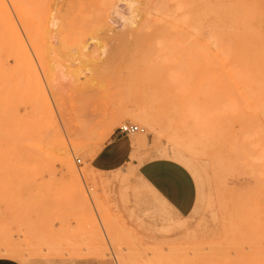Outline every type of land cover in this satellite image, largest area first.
I'll use <instances>...</instances> for the list:
<instances>
[{
    "label": "rangeland",
    "instance_id": "374dc122",
    "mask_svg": "<svg viewBox=\"0 0 264 264\" xmlns=\"http://www.w3.org/2000/svg\"><path fill=\"white\" fill-rule=\"evenodd\" d=\"M136 1L129 27L125 0H39L47 16L63 3L44 64L26 38L16 45L0 25V256L264 264V0H195V60L174 34L132 44L134 33L164 24L155 6L170 4ZM137 108L156 129L131 116ZM125 122L145 128L130 136L147 156L189 158L197 185L189 216L174 215L134 168L89 170L93 150Z\"/></svg>",
    "mask_w": 264,
    "mask_h": 264
},
{
    "label": "bare ground",
    "instance_id": "6f19581e",
    "mask_svg": "<svg viewBox=\"0 0 264 264\" xmlns=\"http://www.w3.org/2000/svg\"><path fill=\"white\" fill-rule=\"evenodd\" d=\"M8 1L10 2L11 6L10 4H8ZM125 1L129 10L128 15L125 17V20L129 27H133L136 24L137 22L136 18L138 17V11H139L138 1L136 0H125ZM57 4L60 5L61 1L57 2ZM57 4H55L53 10L50 11V15L47 16L45 15V12L43 13L42 11H40L39 0H0V25L2 31L1 33L5 35L9 41H11L16 45L24 44L25 43L24 38H26V40L30 42V44L33 46L37 62H39L40 64L41 63L44 64L43 60L46 58L44 55L46 53V49L50 51V49L52 48L47 45L48 40L50 39L49 37L46 36L47 30H51L52 32H54L55 28H58V31L61 32V26H60L61 16L59 14L62 12L63 8L62 6L61 7L57 6ZM69 6L70 5L68 4L65 6L66 10L69 8ZM159 6L161 5H157L155 6V8L165 12L164 24L163 25L162 23L161 25L155 24L154 26H152L151 28L152 30L149 33L147 32L143 33L141 30L140 32L134 33L135 42L132 44L139 45V43L150 42L148 38H150L151 41H154L155 39H157L158 41L162 38H168L174 34L176 37L173 38V43H175L176 47H178L180 51L187 50L188 51L187 58H189V60H195V38L193 40L191 39L195 31V0H170L169 5H166L162 8ZM145 12L150 14L149 11L145 10ZM86 42H88V40ZM86 42L81 45L79 51L88 48ZM26 44L29 45L28 43ZM126 47L127 46L125 44L118 45L116 43H113V45H111V48H113V50H119L121 53H123ZM228 51L229 50H227V52ZM82 56L85 57V54L83 52H82ZM85 61L88 64H90L92 58L86 57ZM87 63L85 64L87 65ZM32 68H33V64H32ZM96 71L97 70L95 69V72ZM37 80H38L37 85L39 87L40 80L39 79ZM130 114L137 121L143 123L149 128L156 129L158 126L156 120L150 115V113L145 108L134 109L130 111ZM167 138L169 139V137ZM102 146L103 145H101L100 143L98 145V148L96 150H93L94 155L102 148ZM189 146L191 148V142H188L187 148ZM75 147L78 149L80 147V144H75ZM182 155L181 153L175 154L171 159L180 162L187 168L190 165V161L188 160L189 158L187 157L188 158L187 159L185 158L184 155L183 156ZM66 171H68L69 173L76 174V169L72 162H67ZM79 192H81V190Z\"/></svg>",
    "mask_w": 264,
    "mask_h": 264
},
{
    "label": "crops",
    "instance_id": "0c3cea01",
    "mask_svg": "<svg viewBox=\"0 0 264 264\" xmlns=\"http://www.w3.org/2000/svg\"><path fill=\"white\" fill-rule=\"evenodd\" d=\"M130 135L114 133L97 154L88 159L89 170L111 176L134 168L139 180L179 218L189 216L197 203L196 181L188 168L169 157H149ZM79 264H104L81 259ZM21 258L0 256V264H24Z\"/></svg>",
    "mask_w": 264,
    "mask_h": 264
},
{
    "label": "built area",
    "instance_id": "2783aa9c",
    "mask_svg": "<svg viewBox=\"0 0 264 264\" xmlns=\"http://www.w3.org/2000/svg\"><path fill=\"white\" fill-rule=\"evenodd\" d=\"M118 131L121 135H132L135 133H143L145 128L133 122H125L119 126ZM77 163L81 164V159H77Z\"/></svg>",
    "mask_w": 264,
    "mask_h": 264
}]
</instances>
